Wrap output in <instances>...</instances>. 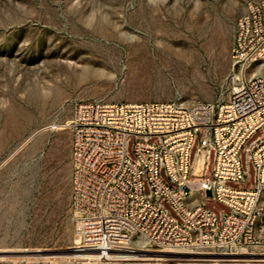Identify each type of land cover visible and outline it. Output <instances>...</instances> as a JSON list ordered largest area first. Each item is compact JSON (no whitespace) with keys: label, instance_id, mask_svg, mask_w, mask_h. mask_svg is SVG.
<instances>
[{"label":"rangeland","instance_id":"374dc122","mask_svg":"<svg viewBox=\"0 0 264 264\" xmlns=\"http://www.w3.org/2000/svg\"><path fill=\"white\" fill-rule=\"evenodd\" d=\"M250 1L261 0H0V264H264V195L244 254H78L64 127L86 100L226 101L242 77L230 48ZM255 74L264 61L245 73Z\"/></svg>","mask_w":264,"mask_h":264},{"label":"built area","instance_id":"2783aa9c","mask_svg":"<svg viewBox=\"0 0 264 264\" xmlns=\"http://www.w3.org/2000/svg\"><path fill=\"white\" fill-rule=\"evenodd\" d=\"M230 59L242 77L222 103H76L70 206L83 249L234 254L258 243L264 195V0L239 16Z\"/></svg>","mask_w":264,"mask_h":264},{"label":"bare ground","instance_id":"6f19581e","mask_svg":"<svg viewBox=\"0 0 264 264\" xmlns=\"http://www.w3.org/2000/svg\"><path fill=\"white\" fill-rule=\"evenodd\" d=\"M76 244H79L81 242V239L79 237H77L75 239ZM78 254L83 255L85 258H92V257H102V258H108V257H116V258H136L138 256V254L134 253L136 251H138V249H142L144 251H148L147 249L144 248H134V247H129V248H125L122 250H117L111 253H108L107 255H102L99 252L96 251H92V250H86L81 248L80 246H78ZM160 253V252H159ZM165 253V252H164ZM167 253V252H166ZM188 253V252H187ZM245 252H238L237 254H244ZM166 255V254H165ZM198 255V254H197ZM205 255V254H204ZM109 259V258H108ZM114 259V258H113ZM149 259V258H148Z\"/></svg>","mask_w":264,"mask_h":264},{"label":"water","instance_id":"95a60500","mask_svg":"<svg viewBox=\"0 0 264 264\" xmlns=\"http://www.w3.org/2000/svg\"><path fill=\"white\" fill-rule=\"evenodd\" d=\"M138 256L151 257V256H157V253L149 252V251H142L138 253Z\"/></svg>","mask_w":264,"mask_h":264},{"label":"crops","instance_id":"0c3cea01","mask_svg":"<svg viewBox=\"0 0 264 264\" xmlns=\"http://www.w3.org/2000/svg\"><path fill=\"white\" fill-rule=\"evenodd\" d=\"M261 204H262V202H261Z\"/></svg>","mask_w":264,"mask_h":264}]
</instances>
